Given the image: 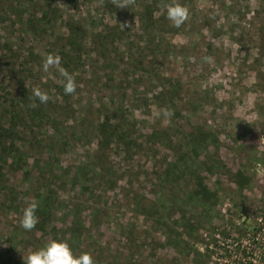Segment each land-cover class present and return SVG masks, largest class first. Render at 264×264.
Segmentation results:
<instances>
[{"label":"rangeland","instance_id":"obj_1","mask_svg":"<svg viewBox=\"0 0 264 264\" xmlns=\"http://www.w3.org/2000/svg\"><path fill=\"white\" fill-rule=\"evenodd\" d=\"M55 4L62 8V20L73 18L80 24L91 20L95 26L114 27L117 50L109 49L106 58L108 63L117 59V71L125 74L121 72L117 80H121L120 89L108 91L104 81L98 83L99 77L111 72L102 57H96L87 37L81 62L66 70L77 85L67 101L73 110L71 121L60 122L59 140L53 131L44 133L42 143L36 142L39 137L33 127L35 140L23 142L31 164L40 159L41 148L52 154L48 160L47 152L43 153L40 164L45 176L51 177L37 186L41 192L47 187L54 191L52 221L60 229L52 239L47 235L49 229L43 239L36 234L23 252L60 239L66 229L60 224V214L78 212L83 218L107 205L108 214L101 221L87 218L83 237L91 249L84 246L81 253L95 256L97 264H264V0H55ZM169 4H180L189 11V18L179 28L165 18ZM6 24L10 25L0 24V45L10 41V51L0 53V62L24 63L21 66L38 70L55 87L63 88L59 73L40 70L47 44L66 31L62 23L41 29L36 36L21 35L15 27L11 33ZM205 57H211V62ZM9 76L2 85L8 93L35 82L26 69L20 76ZM38 79L45 80L39 75ZM39 85L35 83V87ZM17 100L0 95V114L22 111ZM63 107L55 105L54 115H64L59 113ZM162 109L171 114L164 116ZM105 116L113 122L124 121L127 133L141 139L139 147L129 148L125 155L121 149H111L107 155L104 152L111 146L107 147L103 153L110 163L101 174V165L93 162L97 143L83 136L91 121ZM179 117L202 132V150H197L198 157L192 152L189 161L197 173L180 169L178 185L165 186L168 195L175 194L167 204L163 203L167 195L163 200L158 194V177L171 162L174 167L183 135ZM55 161L59 166L56 179L42 169L45 162L53 165ZM89 162L99 166L96 176H101H83L73 187L71 169ZM15 174L11 173L10 180L21 189L12 188L19 193L28 190ZM195 174L210 192L204 204L184 197ZM85 180L95 181L89 184ZM96 181L104 184L106 193L94 203L81 197L78 187L99 188ZM122 189L129 193L128 198L123 197ZM28 192L30 202L34 191ZM18 218L6 209L0 214V250Z\"/></svg>","mask_w":264,"mask_h":264},{"label":"trees","instance_id":"obj_2","mask_svg":"<svg viewBox=\"0 0 264 264\" xmlns=\"http://www.w3.org/2000/svg\"><path fill=\"white\" fill-rule=\"evenodd\" d=\"M63 17L62 8L55 4V0H0V24L8 22L10 25L6 24L5 28L7 31L10 29L11 33L15 27L18 32L20 31L21 35L26 34L27 36H36L38 32H41V29L42 31L48 28L53 29V27L58 24V21L59 23H62L61 27H63L67 32L61 31L60 34L54 36V38L49 41L47 44L46 54L57 53L60 57V63L65 70H67V68L71 65L76 67L81 62L82 53L86 47L85 39L88 37L94 54L96 57H102L104 63L107 64V67L111 72V74H107L105 78L99 77L98 83L104 81L102 85L108 91H112L114 88L120 89L121 80H117L120 78L121 72L124 75L125 71H117L119 69L117 59L114 60V62L112 61L108 63L109 59L108 57L106 58L109 49L117 50L118 38L116 32L113 31L114 27H111L108 24L95 26L96 22L91 20L86 24H80L74 21L73 18L62 20ZM99 23H101V21H99ZM19 39L22 41L23 37L21 36ZM9 43L10 41L8 42L6 40L0 45V53L8 50L7 48L9 47ZM100 52L101 54L97 55V53ZM0 57H2L1 54ZM21 65L24 66V63H20L18 65L16 63L6 65L0 62V95H12V97L18 99V106L22 107V111L20 112L3 111L0 114V214L4 212V209H6L9 213L13 212L20 218L22 212L19 211V208H24V205L29 202L27 200V192L32 190L34 191L32 192V198H35L39 205L36 212L38 223L31 231H25L19 227V218L15 221L16 225L11 226L10 231L7 232L8 237L4 242L5 247L0 250V264H23L22 255L23 257L25 254L26 256L28 255V252L23 251H25V249H29L27 244L31 241H35L34 236L36 234L40 239H43L41 237H45L46 229H49L50 231L47 232V235H51L52 239L55 232L60 230L56 228L52 221L53 216L55 215L52 207V196L54 195V191L47 187L41 192V190H39L40 187L37 186L40 180L45 183L47 179L51 177L45 176V173L40 169V164L43 163L41 161H44L43 153L47 152V158H49L48 160H52V154L50 151L48 152L46 148H41L38 150V156L40 159L34 160L31 164L28 162L29 157L27 156V153L23 151V142H25L27 138L35 140L33 127L36 129L35 134L39 137V141L36 139V142L42 143L44 133L53 131H56V137L59 140L58 133L61 129L59 127L60 122L63 120L71 121V116H73L71 105L67 103V101H70V95H65L62 91L63 88L60 86L55 87L49 80L42 76L38 70H34L33 68H24ZM25 69L28 71L30 78H32L35 82H32L31 80V82L24 83L21 87H19L17 89L19 92L10 91V93H8L5 90V86H2L3 83L8 82L9 75L20 76L23 74ZM38 75L41 79H45L44 82L38 79ZM9 77L11 78V76ZM35 83L40 84L38 87H41L42 91H45V89L47 90L45 92H47L50 99L45 104H39L37 102L35 107H31L30 104L33 102L31 90L35 87ZM24 85L28 86V88H24ZM50 92L51 95L49 94ZM172 103L174 111L178 112L174 102ZM57 104H61V106L64 105L63 108H59V113L64 115H54L52 108ZM58 110L56 113H58ZM177 115L181 116L179 112ZM112 119L113 118H107L105 116L91 121L83 136H88L90 140L96 141L97 143V148L93 151L95 152L93 162L97 160L96 162L101 165L100 169L103 171L101 174L108 171V163H110L107 162L106 159L108 157L104 155V153L109 155L108 153L111 152V149H121L123 155H125L129 148H133L135 150L140 145L137 141H139L141 137L138 135L134 136L130 132L127 133L123 125L124 121L121 123L113 122ZM178 120L179 123H182L181 131L183 132V135L181 139L182 143L177 145V157H175L176 159L173 162L174 167L172 168L171 162L169 168L163 173V175L158 177V194L162 197V199L164 198V195H167L165 196L167 201L165 200L163 202L167 204L174 200L173 197L175 194L170 190L171 195H168L165 192V186L170 189L174 185H178L177 183L180 177V169H190L189 171L197 173V171L192 169V165L189 161L194 153L196 155L195 157H198L197 150H202V132L191 127L185 122L183 117H179ZM79 125L82 127V123ZM162 134L166 133L163 132ZM83 137L81 138L84 139ZM146 138H150V135H147ZM183 141L186 143L184 142L185 144H183ZM62 145L65 146V143ZM107 147L110 148L105 151ZM170 151L172 153V144L170 146ZM175 155L174 151V156ZM89 163V165H83L81 163L77 167L71 169L72 176L69 178V181L73 187H76V184L79 183L80 180L83 181V176L86 177L89 175L90 179L95 177L99 178L101 176V174L96 176L100 171L99 166L94 163L92 164V162ZM45 165L46 168L42 169L45 172L50 173V175L56 179L57 176H55L54 173L59 169L58 161H55L53 165L49 162H45ZM68 169L66 168L65 171ZM34 170L35 177L34 175L31 176V174H34ZM12 172L16 173L15 179H19L21 187H23L24 184H27L26 189L28 190H21V193L15 191L16 189L21 188L13 186L14 183L10 180ZM192 179L193 185L192 187L186 188L185 194L187 195L184 197L185 199L188 197L191 200H197L201 204H204L208 199L207 197L210 195L209 189L207 186H204L203 181L198 174H195ZM85 181H88V183L91 184L95 180ZM96 184H98L99 188L89 187L87 184H85V186L80 185L78 187V192L81 197L93 200L94 203L99 201L103 197L102 194L104 195V193H106V188L101 181H96ZM95 189L101 191V193H94ZM121 194L125 199L129 197V193L125 194L124 189L121 190ZM115 197L118 198L116 195ZM168 207L171 208L172 203ZM108 208L109 207L105 205L98 210H94L91 215L85 214L86 216L83 218L81 217V214H78V212H72V215L70 216L67 214H60L59 216L62 218L60 220V224L66 229L61 231L59 240L66 241L75 255H79L81 250L84 249V246H87V250L90 251L91 247H89L87 242L83 239V237H86L85 233L87 232V218H90L91 220L93 218L94 221L99 222L101 221L100 217L108 214ZM0 239L2 240L1 236ZM20 251L23 253H20ZM91 256L93 257L95 264H97L95 256L92 254Z\"/></svg>","mask_w":264,"mask_h":264},{"label":"clouds","instance_id":"obj_3","mask_svg":"<svg viewBox=\"0 0 264 264\" xmlns=\"http://www.w3.org/2000/svg\"><path fill=\"white\" fill-rule=\"evenodd\" d=\"M123 7V5H120ZM165 18L171 22L175 28H179L188 18L189 11L186 7L180 4H169L166 7ZM205 60L211 62V57H205ZM50 69L55 70L62 77V87L65 95H72L76 91V82L73 75L69 74L61 65L59 55L48 54L44 57L40 70L45 73H50ZM33 102L31 107H35L36 103L45 104L50 97L47 92L42 91L39 87H33L31 90ZM161 113L164 116H169L171 113L162 109ZM161 113H157L159 116ZM38 201L33 198L27 202L22 210L19 218V227L25 231H31L38 223L36 215L38 208ZM23 264H95L91 254L82 252L75 255L66 241L53 239L43 247L31 251L23 259Z\"/></svg>","mask_w":264,"mask_h":264}]
</instances>
